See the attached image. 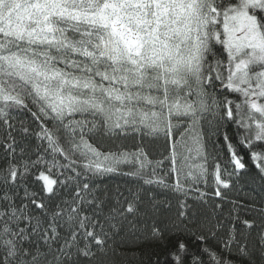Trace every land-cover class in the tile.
I'll return each instance as SVG.
<instances>
[{
    "label": "snow or ice",
    "instance_id": "1",
    "mask_svg": "<svg viewBox=\"0 0 264 264\" xmlns=\"http://www.w3.org/2000/svg\"><path fill=\"white\" fill-rule=\"evenodd\" d=\"M242 172L259 198L229 194ZM144 238L148 264H264V0H0V264H129Z\"/></svg>",
    "mask_w": 264,
    "mask_h": 264
},
{
    "label": "trees",
    "instance_id": "2",
    "mask_svg": "<svg viewBox=\"0 0 264 264\" xmlns=\"http://www.w3.org/2000/svg\"><path fill=\"white\" fill-rule=\"evenodd\" d=\"M21 119L24 120H30V116L27 113L21 114ZM227 131L229 135L232 137V142L234 144L239 145V139L240 136L243 135L242 129H237V126L235 124L230 125L227 128ZM238 152L239 154L244 158L245 162L249 163V167H253L251 162L249 161L248 156V149L243 146H238ZM208 152L211 154L208 166L211 170L214 160L212 157H215L219 160L222 166H227V161L229 159V153L226 150V147L223 146V142L220 138L217 136H211L208 140ZM159 152L153 153V159H161ZM125 171H128L129 169L127 167L124 168ZM167 170V162H165V171ZM229 170H231V167H229ZM105 182L109 184V186L114 187L115 185H120L121 189L124 190L126 187H134V182L129 178L125 176H110L103 178ZM260 185L261 182L258 177L253 178L252 173L250 172H242L239 177V183H234L233 190L229 193L233 198L245 200L250 195H257L260 193ZM203 188V185H201ZM213 187V181L211 176H209L208 180V187L204 189L205 191L211 192V189ZM158 193V198L163 199L165 195H168L169 198H171L170 194L160 192L158 189L156 190ZM257 198L259 196L257 195ZM173 208L172 210L175 211V200H172ZM227 208L228 206L225 205ZM150 223V222H149ZM210 244H214L213 241L209 242ZM204 245H200V247H203ZM190 250L195 252L197 251V244L192 243L190 244ZM154 253H158L160 255L161 260L165 258L164 255V249L161 247H158L156 243L152 242L151 240L144 238L142 239L138 245L133 246V251L129 252V264H140L141 261H144L145 264H148V261L151 259L154 261L156 259V256Z\"/></svg>",
    "mask_w": 264,
    "mask_h": 264
}]
</instances>
